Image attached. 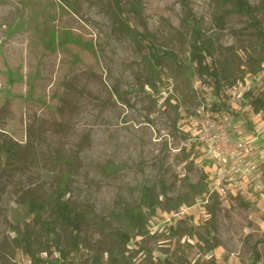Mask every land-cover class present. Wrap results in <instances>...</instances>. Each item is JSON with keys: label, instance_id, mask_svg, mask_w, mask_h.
<instances>
[{"label": "rangeland", "instance_id": "1", "mask_svg": "<svg viewBox=\"0 0 264 264\" xmlns=\"http://www.w3.org/2000/svg\"><path fill=\"white\" fill-rule=\"evenodd\" d=\"M119 1L123 22L112 0H0V141L16 150L0 151V243L12 252L0 264H34L13 241L24 229L38 264H107L110 250L124 252L128 264H264V164L259 177L236 184L228 174L221 195L215 187L227 171L199 140L212 130L207 119L228 117L231 132L264 150V111L254 113L244 96L251 90L264 99V69L251 75L246 66L264 56V0H244L261 34L233 0ZM128 24L147 36L159 65ZM193 26L214 51L209 63L233 60L238 80L219 97L191 64ZM201 175L213 190L192 206L143 209L141 233L123 220L124 209L137 211L143 185L159 199L163 190L176 198ZM63 185V199L83 220L74 249L47 204ZM30 201L47 206L42 219L53 223L66 259L28 211ZM122 230L132 236L124 247ZM201 236L217 246L209 251ZM258 241L261 260L253 263Z\"/></svg>", "mask_w": 264, "mask_h": 264}, {"label": "trees", "instance_id": "2", "mask_svg": "<svg viewBox=\"0 0 264 264\" xmlns=\"http://www.w3.org/2000/svg\"><path fill=\"white\" fill-rule=\"evenodd\" d=\"M113 6L115 8L116 14L119 17L120 22L125 20L124 10L121 7V3L119 0H112ZM186 2V0H184ZM232 9L234 12L238 13H246L248 18L251 19V23L255 32L261 34V29L259 27V22L254 18L255 8L248 5V3L244 0H233ZM128 30L134 32L135 37L141 39L149 46V50L151 55L155 56V63L157 65L161 62V56L158 57L157 51H155L154 46L150 43L147 36L136 32V30L131 27L129 24L127 25ZM203 36L200 33V30L197 27L193 26V40L191 42V52H192V60L191 64L195 67L196 71L200 74V76H207L213 82V87L216 92V96L219 97V92L223 85L228 87H233L237 82L238 77L234 75L233 69V60L230 58L223 59L216 63H209L208 57L213 55V49L210 44L202 38ZM165 54V53H163ZM170 56H174L171 52L168 53ZM264 56H261L258 59H253L252 57L248 58L247 61V72L251 75H257L264 69ZM244 72L241 70V76L239 78H243ZM245 97L250 99V105L254 111V113H260L264 111V99L261 97H253L251 94V90L244 93ZM226 106L223 105V108ZM222 108V107H221ZM216 110H220V107ZM244 134V133H243ZM0 151L7 152L9 154H16L15 148L8 144L7 142L0 141ZM206 176L201 175L200 181L196 184H187L188 191L183 195L171 198L167 196V191L163 190L161 196L163 199H159V196L156 195L154 189L150 186L143 185L142 186V196L140 200V205L137 207V211L134 208H126L123 210L122 215L124 217V221L127 223L128 227L131 231L143 232V227L145 224V213L144 210H149L150 213L155 212L157 208H160L164 212L170 213L172 211L176 212L183 205L192 206L195 204V199L199 196L206 195V193L212 191L213 189L208 186L206 181ZM65 185V184H64ZM60 187L62 189V193L54 194L50 200L47 201V204L52 209V212L55 216L54 220L59 221L64 227L69 228V238L66 242L68 246L72 249L77 248V237L81 232L82 225V217L79 213L75 212V210L68 204L66 200L63 199V195L65 192V186ZM160 185L164 188L165 184L163 182ZM212 198V202L207 204V211L210 214V218H214L215 216V208L218 201L214 198V194ZM211 195V196H212ZM28 211L33 213V218L36 222H39L41 228L45 231V233L51 238L53 241V245L56 247L55 250L59 252V256L63 259H66L67 254L65 249L61 247L60 240L56 238V235L53 227V223L51 221L43 220L42 214L46 210V205L37 203L34 201H30L27 204ZM122 219V218H121ZM123 221V222H124ZM18 234L19 231L15 230ZM129 231L122 230L118 231L119 237V245L121 247L126 246L130 241L132 236L128 234ZM71 233V234H70ZM19 236V235H18ZM14 237L13 241L16 243L15 247L21 248L32 260L34 264H38L41 259L36 256V250L33 248V234L31 231L24 229L20 234V237ZM211 236V235H210ZM201 239L207 244L208 250H213L217 243L213 237L209 239L206 236H201ZM259 241L252 247V256L253 263H257L261 260V255L259 250L257 249ZM5 248L3 244L0 243V258L12 252L5 253ZM44 261V260H42ZM107 264H128L127 256L122 251H109V259Z\"/></svg>", "mask_w": 264, "mask_h": 264}, {"label": "built area", "instance_id": "3", "mask_svg": "<svg viewBox=\"0 0 264 264\" xmlns=\"http://www.w3.org/2000/svg\"><path fill=\"white\" fill-rule=\"evenodd\" d=\"M242 93L239 92L236 97L241 98ZM227 122V123H226ZM226 122L214 121V119H207L206 126L212 127V130L204 135H201L199 140L205 146L206 155L209 159H217L223 163L222 170L227 171V174L219 179L216 184L217 191L224 195L226 193L225 187L222 186V182L226 179L228 174L234 173L229 181H234L235 178H249L255 175L257 172V163L255 161H249L247 159V148L250 141H248L241 132H231L230 120L227 117ZM227 165V166H226ZM229 165V166H228ZM259 177V174L255 175ZM236 178V179H237ZM256 188H263V184L258 179L256 181Z\"/></svg>", "mask_w": 264, "mask_h": 264}, {"label": "crops", "instance_id": "4", "mask_svg": "<svg viewBox=\"0 0 264 264\" xmlns=\"http://www.w3.org/2000/svg\"><path fill=\"white\" fill-rule=\"evenodd\" d=\"M234 132H236L235 128L234 131L232 132L234 134V136L236 135ZM243 134V133H242ZM243 136L245 138H247L248 136H245L243 134ZM249 138V137H248ZM251 140V139H250ZM249 141V139H248ZM261 141H259L258 143H260ZM256 144H252L250 142L249 147L247 148V159L249 161H255L257 163V165L260 164H264V150H260L259 146L257 145V148H255ZM255 148V149H254ZM262 173V172H261ZM243 180L246 178H242ZM237 182L232 181V184H236ZM231 185V184H230Z\"/></svg>", "mask_w": 264, "mask_h": 264}]
</instances>
